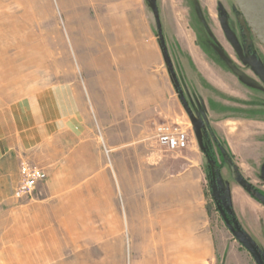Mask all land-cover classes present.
Segmentation results:
<instances>
[{
    "label": "crops",
    "instance_id": "0c3cea01",
    "mask_svg": "<svg viewBox=\"0 0 264 264\" xmlns=\"http://www.w3.org/2000/svg\"><path fill=\"white\" fill-rule=\"evenodd\" d=\"M113 1L119 19L115 61L143 65L144 47L136 45L141 40L135 35L137 29L144 30L143 0ZM179 1L189 2L201 29L208 23L227 26L219 7L228 11L233 0ZM128 18L135 19L131 27ZM219 42L209 41L205 49L188 45L193 65L209 76L181 78L190 81L196 94L209 91L214 106L236 101L225 105L230 109L226 122L250 124L258 131L253 139L259 137L257 151L263 154L256 174L264 182V121L255 118V113H264L263 100L258 99L264 94L263 66L243 44ZM149 46L160 59L156 42L150 40ZM220 71L231 76H220ZM87 78L91 90L86 83L64 84L29 94L0 111V226L2 238L15 242L17 264H54L56 256L76 258L63 264H87L80 258L89 255L88 242L124 240L127 264H219L205 208L199 145L192 135L186 149L168 155L154 132L148 134L159 124H177L185 117L169 76ZM181 92L187 103L183 88ZM198 100L202 109L187 103V118L194 124L209 122V103L204 95ZM224 143L231 151L229 141ZM24 162L44 175L31 197L15 195ZM222 163L217 186L226 188L236 225L264 260V205L247 193L264 203L258 195L264 186L238 183L228 161ZM102 251L103 246L96 255Z\"/></svg>",
    "mask_w": 264,
    "mask_h": 264
},
{
    "label": "rangeland",
    "instance_id": "374dc122",
    "mask_svg": "<svg viewBox=\"0 0 264 264\" xmlns=\"http://www.w3.org/2000/svg\"><path fill=\"white\" fill-rule=\"evenodd\" d=\"M115 3L113 0H0V111L6 110L13 102L29 94L64 84L86 83V87L91 90L93 84L87 76H169L171 79L157 37L154 19V9H156L164 44L174 74L177 79L180 77L179 85L184 89L187 103L191 106L195 104L202 109L203 106L197 99L200 95H204L211 110L209 122L201 121L202 118L197 117L196 114L201 123L195 124L188 120L184 110L185 117L181 121L177 120V125L186 130L188 137L193 135L194 145H199L200 151L202 144L210 154L220 153V159L214 156L211 158L213 165L228 161L238 183L242 180L253 181L256 186H264V182L256 174L258 170L256 163L263 154L262 150L257 151L259 137L253 139V133L258 131L250 124L245 123L242 126L239 123L226 122L225 119L230 112L225 105L237 104L236 101L229 102L230 99L227 98V103L223 100L214 106L209 91L204 89L202 93L196 94L190 81L184 82L181 78L209 76L207 71H200L197 65H193L195 62L191 58L193 53L186 50V47L192 44L205 49L209 41L225 42L226 38L222 32L225 26L220 25L217 28L208 23L201 29L195 10L190 9L188 7L190 4L186 1L181 4L179 0H143L146 15L143 19L144 30L137 29L135 35L140 37L141 41L137 39L136 45L142 43L144 47L142 56L146 61L143 65L132 63L120 65L115 61V36L119 34V19L114 14ZM185 7L189 10L186 11ZM228 8L229 10L225 12L222 6L219 7L220 14L227 17L223 23L226 22V28L231 32L238 46L242 44L245 48L250 46L252 59L262 63L264 70V48L247 27L234 1ZM134 20L128 18V26H133ZM150 40L152 44L156 42L159 46L160 59L154 57L149 46ZM232 64L237 67L234 62ZM230 74L220 71V76H231ZM171 82L173 84L172 79ZM259 97L264 103V95ZM212 108H216L218 110L216 113L220 116L217 117ZM255 114L258 115L255 118L264 121L263 112ZM223 118L225 121L222 122ZM213 121L221 123L215 125ZM154 129L153 127L148 130L149 136L153 135ZM225 139L229 141L231 151L226 147ZM242 143L243 151L240 150ZM164 152L168 155L176 153L165 150ZM230 152H233V155ZM201 164L205 208L217 240L219 264H254L249 254L227 231L215 210L214 198L219 201L220 196L223 195L226 200L228 199L226 208L230 211L231 202L226 188L222 185L216 186V193L213 196L204 155ZM215 180L218 184V174ZM258 195L264 200V192L258 191ZM14 245V241L2 238L0 226V264H17ZM101 246H103V255H96L100 252ZM117 251H121L120 256L115 255ZM127 252V240L119 243L105 241L98 245L88 242L89 255L80 259L87 264H127ZM75 259L56 256L52 261L54 264H63L66 261L74 263Z\"/></svg>",
    "mask_w": 264,
    "mask_h": 264
},
{
    "label": "water",
    "instance_id": "95a60500",
    "mask_svg": "<svg viewBox=\"0 0 264 264\" xmlns=\"http://www.w3.org/2000/svg\"><path fill=\"white\" fill-rule=\"evenodd\" d=\"M233 1L236 7L238 8L241 16L243 17L247 27L250 29L253 36L258 40L261 46L264 48V0H233ZM154 19H155V24H156V29H157L158 41L160 44V48H161L165 63L170 72L171 79L173 81L175 89L177 90V93L179 95V98H180V101L182 103L184 110L189 116H191L190 110L182 95L177 77L174 74L172 64L170 62V59H169V56H168V53H167V50L164 44L163 36L161 33L159 17H158L156 9H154ZM211 182L213 184L212 189L215 194V189H216L215 175H214V169L212 166H211ZM222 200L223 202H225L224 198H222ZM221 216L223 218L226 228L231 233L234 240L249 254L254 264H264V260L261 254L255 248V246L246 238V236L238 228H235V227L233 228L223 214Z\"/></svg>",
    "mask_w": 264,
    "mask_h": 264
},
{
    "label": "built area",
    "instance_id": "2783aa9c",
    "mask_svg": "<svg viewBox=\"0 0 264 264\" xmlns=\"http://www.w3.org/2000/svg\"><path fill=\"white\" fill-rule=\"evenodd\" d=\"M154 139L158 146L167 152H177L186 149L188 134L177 124H161L154 129ZM106 153V151H105ZM20 181L15 190L18 197H31L36 185L44 179L41 169L28 163L19 166Z\"/></svg>",
    "mask_w": 264,
    "mask_h": 264
},
{
    "label": "flooded vegetation",
    "instance_id": "af4514ba",
    "mask_svg": "<svg viewBox=\"0 0 264 264\" xmlns=\"http://www.w3.org/2000/svg\"><path fill=\"white\" fill-rule=\"evenodd\" d=\"M243 18V17H242ZM222 32L224 34V37L226 38V41L228 42H235L232 38V35H231V32L226 28V27H223L222 29ZM258 45V44H257ZM247 49L251 52L252 54V50L250 49V46H247ZM264 78V76H262ZM264 80V79H263ZM264 84V83H263ZM264 92V91H263ZM264 95V94H263ZM258 99H261L260 97H258ZM215 143V142H214ZM201 144V142H200ZM201 151H202V154L204 155L205 159H206V165H207V168H208V173H209V176H210V180H211V166L213 167L214 169V175H215V179H216V175H217V172L221 169V166L223 165L219 163V165H213L212 161H211V158L214 156L215 158L219 157L220 158V154L219 153H215V152H211V154L209 152H207L205 150V148L202 147V144H201ZM223 167V166H222ZM216 180H215V185L217 186L216 184ZM212 184V182H211ZM212 187H213V184H212ZM212 193H213V196H215L214 192H213V189H212ZM215 193H216V189H215ZM222 198L225 199V202H223ZM220 200L217 201L215 198H214V205H215V210L218 212L219 214V217L220 219L222 220L224 226H225V223L223 221V218H222V214L225 216V218L227 219V221L231 224V226L234 228H238L240 231L241 229L236 225L235 221H234V215L230 209V211L227 210V200L226 198L222 195L220 196L219 198ZM226 228V226H225ZM227 229V228H226ZM228 231V229H227ZM229 232V231H228ZM242 232V231H241ZM231 234V233H230ZM240 246V245H239ZM241 247V246H240ZM242 248V247H241ZM243 249V248H242Z\"/></svg>",
    "mask_w": 264,
    "mask_h": 264
},
{
    "label": "trees",
    "instance_id": "16d2710c",
    "mask_svg": "<svg viewBox=\"0 0 264 264\" xmlns=\"http://www.w3.org/2000/svg\"><path fill=\"white\" fill-rule=\"evenodd\" d=\"M247 193H248V194H249L254 200H256L257 202H259V203H261V204L264 205V203L261 202V201L259 200V198H258L254 193L250 192L249 190H247Z\"/></svg>",
    "mask_w": 264,
    "mask_h": 264
},
{
    "label": "bare ground",
    "instance_id": "6f19581e",
    "mask_svg": "<svg viewBox=\"0 0 264 264\" xmlns=\"http://www.w3.org/2000/svg\"><path fill=\"white\" fill-rule=\"evenodd\" d=\"M9 62H7V64H8ZM11 63V62H10ZM25 66L27 65V64H24ZM9 74H10V72H9ZM17 74V73H16ZM3 75H5V74H3ZM14 75V74H13ZM7 76V75H6Z\"/></svg>",
    "mask_w": 264,
    "mask_h": 264
}]
</instances>
